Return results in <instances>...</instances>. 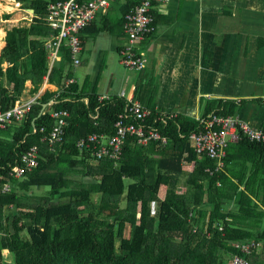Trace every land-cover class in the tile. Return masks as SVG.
<instances>
[{"label": "trees", "instance_id": "obj_1", "mask_svg": "<svg viewBox=\"0 0 264 264\" xmlns=\"http://www.w3.org/2000/svg\"><path fill=\"white\" fill-rule=\"evenodd\" d=\"M3 1L33 10L34 16L6 35L0 30V112L23 100L28 82L32 98L45 80L59 90L38 98L22 122L0 129V189L6 184L12 189L0 194V264H231L233 256L243 255L234 244L264 241V144L247 138L231 143L228 152L233 145L246 148L255 165L234 175L227 153L223 170L209 176L205 169L214 162L198 158L189 143L192 133L202 131L200 120L237 116L240 105L205 102L199 119L177 115L164 123L152 116L146 124L168 137L166 146H139L129 137L117 164L108 157L97 160L76 141L94 132L114 134L128 99L101 102L94 86H67L72 71L63 46L50 68L45 41L56 31L45 20L49 0ZM124 1L125 15L140 2ZM0 8L12 7L0 2ZM90 26L80 33L81 44ZM106 30L97 28L90 36ZM139 87L135 100L155 109ZM53 110H67L69 118L63 140L51 149L43 139L54 126ZM33 146L39 149L38 165L14 177L11 171ZM247 259L264 264V246Z\"/></svg>", "mask_w": 264, "mask_h": 264}, {"label": "crops", "instance_id": "obj_2", "mask_svg": "<svg viewBox=\"0 0 264 264\" xmlns=\"http://www.w3.org/2000/svg\"><path fill=\"white\" fill-rule=\"evenodd\" d=\"M125 4L124 0H111L108 13L96 15L82 33L79 59L86 37L103 27L107 30L91 37L110 35L111 49L119 55L121 64L120 51L127 43ZM152 14L156 31L139 46L149 58L148 67L140 73L128 71L118 94L110 93L113 76L107 84L108 95L99 93V98H120L124 94L128 100H135L136 87L140 86L142 96L154 108L189 119L201 118L205 102H235L240 105L236 115L241 120L264 130V0H167L155 4ZM106 55V51H100L98 59L89 63L93 75L98 76L102 68L110 71L112 58L104 59ZM87 82L81 87L98 89L97 79ZM26 86L23 100L32 98L31 82ZM58 90L45 80L34 97ZM243 149L233 145L228 152L234 175L248 173L255 165L254 153ZM186 168L191 170L190 165ZM166 191L163 187L161 194Z\"/></svg>", "mask_w": 264, "mask_h": 264}, {"label": "built area", "instance_id": "obj_3", "mask_svg": "<svg viewBox=\"0 0 264 264\" xmlns=\"http://www.w3.org/2000/svg\"><path fill=\"white\" fill-rule=\"evenodd\" d=\"M165 1L167 0H140L139 4L125 15L124 32L127 36V43L120 51V61L126 70L140 73L148 67L149 58L146 53L140 52L139 46L146 37L156 31L155 19L152 14L153 6ZM110 5L111 0H49L47 2L45 20L51 29L56 31L45 41L50 68L61 59L60 48L62 46L69 52L71 66H77L80 63L79 55L82 50L80 33L91 25L97 14H107ZM33 16L34 13L28 20L31 21ZM72 83L73 80L70 79L66 85ZM121 97L123 98L125 95L122 94ZM37 99L36 96L17 101L10 110L0 112V129H6L13 123L22 122ZM99 101H110V98L102 97L99 98ZM261 102L264 104V96L261 97ZM53 103L54 101H51L50 105ZM50 116L54 121V126L43 141L53 149L55 144L62 141L66 134L69 112L53 110L50 112ZM152 116L156 117L157 121L164 123L166 120L176 117L175 114H167L157 108H145L139 101L130 99L125 110L118 116L114 134L89 133L86 137L79 138L76 141V146L80 150L91 148L97 160L108 157L115 164L120 159L125 142L129 137L135 138L139 146H149L153 142L160 146H166L169 142L168 137L146 124ZM200 122L202 131L192 133L189 136V143L198 158L205 157L214 162L213 168L205 169L209 176L223 170L231 143H238L243 138H247L251 142L264 144V130L252 127L238 116L210 115ZM34 132L36 133L37 130L35 129ZM40 132L44 133V128ZM38 163L39 149L37 146H33L21 156L20 165L14 167L11 174L17 178L25 177V174L35 168ZM11 190V186L6 184L0 189V194L8 193ZM234 246L243 255L233 256L231 264H251L247 257L262 248L264 241H246L234 244Z\"/></svg>", "mask_w": 264, "mask_h": 264}, {"label": "rangeland", "instance_id": "obj_4", "mask_svg": "<svg viewBox=\"0 0 264 264\" xmlns=\"http://www.w3.org/2000/svg\"><path fill=\"white\" fill-rule=\"evenodd\" d=\"M0 2L3 5H10L13 9L12 11H6L0 8V30H7L9 27L12 26V24H28L30 21L28 18H30L31 14L28 10L22 9L19 4H17L14 1H3L0 0ZM12 2V3H9ZM8 14L10 15V19L8 21H12V23H5L6 20L4 19V15ZM4 22V23H3ZM14 22V23H13ZM111 37L110 35L104 33L99 35L96 39L88 36L86 37L84 44H83V52L80 59V64L72 68V75L71 77L76 81V83L81 86L84 81H88L94 83V80L97 79L98 81V89L96 88V93H102L107 94V84L108 82L113 81V91L110 93L112 94H118L121 91L122 87V80L126 78L127 75H129L128 70H126L121 64H119V55L117 53H114L111 49L110 42ZM100 51H106L107 55L104 57L106 59L107 57H111L112 62L109 63V66H112L110 71H106V68H102L101 73L97 75L92 74V68L89 63H92L93 61L98 59V53ZM115 61V62H114ZM88 62V63H87ZM114 62V63H113ZM113 63V64H112ZM89 64V65H87ZM110 73V74H109ZM186 167V165H185ZM186 171V169H184ZM187 172V171H186ZM184 178V177H183ZM182 178V179H183ZM35 190H38L35 188ZM45 190V189H41ZM181 191L179 194H182L181 192L185 191V188L180 189ZM42 192V191H37ZM165 193L161 192L159 193V198L163 200L165 198ZM123 207H125V202L123 203ZM131 233V229L129 228L127 230V236H129ZM3 256L6 261L12 262V256L8 251L3 252Z\"/></svg>", "mask_w": 264, "mask_h": 264}, {"label": "water", "instance_id": "obj_5", "mask_svg": "<svg viewBox=\"0 0 264 264\" xmlns=\"http://www.w3.org/2000/svg\"><path fill=\"white\" fill-rule=\"evenodd\" d=\"M29 12H30V13H34V11H33V10H29ZM45 108H46V105H44V106H43V109H42V112H41V114L43 113V111L45 110ZM41 114H40V115H41Z\"/></svg>", "mask_w": 264, "mask_h": 264}, {"label": "bare ground", "instance_id": "obj_6", "mask_svg": "<svg viewBox=\"0 0 264 264\" xmlns=\"http://www.w3.org/2000/svg\"><path fill=\"white\" fill-rule=\"evenodd\" d=\"M13 8L6 9V11H12ZM4 23V22H3ZM5 23H12V21H6ZM14 23V22H13ZM13 25V24H12Z\"/></svg>", "mask_w": 264, "mask_h": 264}]
</instances>
